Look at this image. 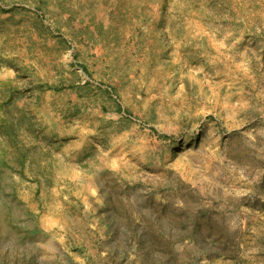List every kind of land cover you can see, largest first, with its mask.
<instances>
[{"label": "rangeland", "instance_id": "rangeland-1", "mask_svg": "<svg viewBox=\"0 0 264 264\" xmlns=\"http://www.w3.org/2000/svg\"><path fill=\"white\" fill-rule=\"evenodd\" d=\"M0 264H264V0H0Z\"/></svg>", "mask_w": 264, "mask_h": 264}]
</instances>
